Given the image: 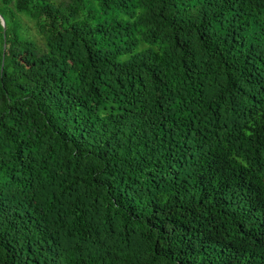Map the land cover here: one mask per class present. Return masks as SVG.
Wrapping results in <instances>:
<instances>
[{"label": "trees", "instance_id": "1", "mask_svg": "<svg viewBox=\"0 0 264 264\" xmlns=\"http://www.w3.org/2000/svg\"><path fill=\"white\" fill-rule=\"evenodd\" d=\"M0 16V264H264V0Z\"/></svg>", "mask_w": 264, "mask_h": 264}, {"label": "rangeland", "instance_id": "2", "mask_svg": "<svg viewBox=\"0 0 264 264\" xmlns=\"http://www.w3.org/2000/svg\"><path fill=\"white\" fill-rule=\"evenodd\" d=\"M29 27H31V35L33 38H35L36 40H38L39 42L41 41L40 37L36 34V30L34 29V25L33 23L29 24Z\"/></svg>", "mask_w": 264, "mask_h": 264}, {"label": "water", "instance_id": "3", "mask_svg": "<svg viewBox=\"0 0 264 264\" xmlns=\"http://www.w3.org/2000/svg\"><path fill=\"white\" fill-rule=\"evenodd\" d=\"M0 18H1V20H2V25H3V27H5V21H4V19L0 16Z\"/></svg>", "mask_w": 264, "mask_h": 264}]
</instances>
